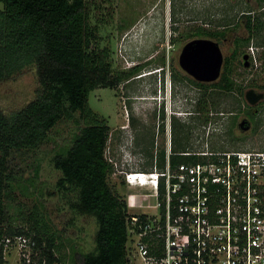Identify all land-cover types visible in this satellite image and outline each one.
<instances>
[{
    "label": "rangeland",
    "instance_id": "rangeland-1",
    "mask_svg": "<svg viewBox=\"0 0 264 264\" xmlns=\"http://www.w3.org/2000/svg\"><path fill=\"white\" fill-rule=\"evenodd\" d=\"M95 1L99 7L93 11L92 24L98 26V43L101 48L108 47L110 50L113 75H128L113 88H98L91 92L88 106L97 119L106 120L110 127L107 146L110 149L107 151L111 152V157L118 164H122L124 159L132 160V168L148 171L154 167L157 160L160 163L161 151L168 150V139L160 133L161 126L156 116L159 99L155 92L159 88V83L162 80V86L166 85L164 79L167 73L168 79L169 75L172 76L173 88L176 87L180 93H185L192 85L187 78L194 79L179 65L184 46L195 39L218 42L225 63L226 58L233 53L235 38L247 36L242 23L244 17L249 12L255 17H262L264 2ZM2 9L3 4L0 2V10ZM199 28L211 32L226 30L227 37L218 41L197 35L196 31ZM261 39L253 37L250 45L243 48L246 55L253 48L256 60L249 57L250 63L246 66L243 64L244 56L234 61L235 83L244 88L243 101L240 105L242 118L248 122L251 118L247 111L254 107L259 108V102L254 106L248 103L246 93L250 90L264 92V34ZM136 66L140 70L131 72ZM219 80L214 83H218ZM167 84L171 85V81ZM39 87L34 68L25 70L17 78L0 81V111L10 114L24 108L35 99ZM203 94L204 88L195 85L190 97L193 95L194 100L198 101ZM218 98L219 95L214 97L217 105L212 111H224L226 116L216 115L217 118L212 120V124L207 125L211 129L209 134L208 129L204 128L205 124L199 123L196 116L195 130L193 135L191 134L188 150L264 149V103H260V113L256 119L254 121L251 119L252 128L239 134L229 129L234 121L229 113L237 111L236 95L234 98ZM211 99L213 98L209 101L215 103ZM182 103H185V108L189 105L184 99H181L178 105L181 106ZM256 122L260 126L258 131H255ZM87 124L88 120L82 118L80 112L65 117L51 130L47 141L40 147L35 150L14 152L10 159V168L21 179V186L12 193V206L9 210L12 221L21 224L32 213L39 217L43 216L51 232L56 235L59 246L57 254L64 264H78L76 255L91 253L96 248L95 237L99 229L96 219L76 213L72 209L74 198L71 194L65 195L59 190L57 183L62 173L52 162L57 154L64 153L71 147L75 137ZM172 148L175 152L174 145ZM128 153L131 156L127 158ZM112 172L109 176L110 185L128 202L127 195L136 190H128L123 175L114 170ZM17 254V248L9 249L6 260L15 263L16 258L18 259Z\"/></svg>",
    "mask_w": 264,
    "mask_h": 264
},
{
    "label": "trees",
    "instance_id": "trees-1",
    "mask_svg": "<svg viewBox=\"0 0 264 264\" xmlns=\"http://www.w3.org/2000/svg\"><path fill=\"white\" fill-rule=\"evenodd\" d=\"M0 2L3 4L0 10V81L17 78L25 70L34 68L40 84L35 99L24 108L10 114L0 111V264H8L5 240L19 235L35 243L34 251L40 254L41 261L64 264L57 254L56 235L43 216L32 213L21 224L12 221L9 212L12 193L21 186V179L10 168V159L14 152L40 147L60 121L77 112L88 120V124L75 137L71 147L52 160L54 167L62 173L57 183L59 190L74 198L72 209L81 215L94 217L99 226L95 250L76 255V262L130 264L127 250L128 206L109 183L113 167L105 158L110 127L106 120L97 119L88 106L91 92L98 88H113L128 75H113L110 50L101 48L98 43V26L92 24V14L99 6L95 0ZM262 18L264 15L255 17L251 12L244 17L242 23L247 36L235 38L233 53L226 58L218 83L193 81L204 90L212 88L211 100L214 102V94L232 90H238L240 96H244V88L235 83L234 61L246 55L243 48L250 45L253 37L261 39L264 34ZM196 34L218 41L227 37L226 30L211 32L199 28ZM246 63L243 61L244 66ZM207 100L205 97L199 99V110H205ZM215 107L213 103L211 108ZM247 115L252 121L256 119L252 109L247 111ZM207 121L208 116L204 113L198 118L201 124ZM255 127L258 131L260 126L257 122ZM184 128L173 139L175 152H184L190 146L188 128ZM165 159L166 154L162 150L160 166L164 165ZM187 161L198 160L173 157L175 164Z\"/></svg>",
    "mask_w": 264,
    "mask_h": 264
},
{
    "label": "built area",
    "instance_id": "built-area-1",
    "mask_svg": "<svg viewBox=\"0 0 264 264\" xmlns=\"http://www.w3.org/2000/svg\"><path fill=\"white\" fill-rule=\"evenodd\" d=\"M248 54L257 59L253 48ZM166 137L164 165L157 160L148 171L105 152L126 188L136 190L126 201L129 263L264 264V149L173 152L170 128ZM174 156L198 161L175 164ZM5 245V256L9 249L18 253L8 264H47L24 235Z\"/></svg>",
    "mask_w": 264,
    "mask_h": 264
},
{
    "label": "flooded vegetation",
    "instance_id": "flooded-vegetation-1",
    "mask_svg": "<svg viewBox=\"0 0 264 264\" xmlns=\"http://www.w3.org/2000/svg\"><path fill=\"white\" fill-rule=\"evenodd\" d=\"M249 56V55H248ZM247 63H250V60L248 58ZM246 63V65H247ZM180 65V64H179ZM136 68H138V66L134 67L131 69L135 70ZM165 69V68H163ZM139 71L140 68L136 69V71ZM167 75V73H166ZM189 76V75H188ZM191 77V76H190ZM172 76L169 75V79L171 81V85H170V94H169V99L170 100H166L168 94H165V85L162 86L161 84L159 85V88L156 90L155 95L158 97L159 102H158V106L156 108L157 110V119H158V123L161 126L160 127V133L162 135H167V129L170 128L171 129V134H172V138L174 139L175 137H177L180 132H182L184 126H186L188 129V135L191 138L194 130H195V118L196 116H198L196 118V120L199 118V116H201L203 113L206 114V116H208V121L205 122L204 128H209V126L207 125H211L212 124V120L214 118H217L216 115L221 114L226 116V112L222 111V112H217V111H212L213 108L212 107V102L209 101L211 96L213 94H211V90L212 88H206V90H204V94L202 97L207 98V102H205L207 104V107L205 106V110H199L200 107V101H195L194 100V96L192 95V97H190V92L193 93L194 92V86L195 83L193 82L194 79L191 78H187L188 80H190L191 84L187 92L185 93H180L179 90L174 87L172 85V80H171ZM173 78H176V76H173ZM193 78V77H192ZM213 89H217V88H213ZM238 91V90H237ZM237 91H229L227 93H222L219 96L223 97V98H227V97H231L234 98L235 95L237 98H239V100L236 98V112H230L229 115L232 116L231 118H233L236 122L235 124L229 127V129L233 132H237L239 134H242L243 132H247L252 128V123H251V119L250 121H245L242 118V109H241V102L243 101V97L240 96V93ZM259 93H264V92H259ZM159 95V96H158ZM187 95V97H186ZM214 96H218L217 94H214ZM181 99H184L185 102H187L188 107L185 108V103H182L181 106L178 105L179 101ZM204 103V104H205ZM217 102H215L216 104ZM260 103H264V99L261 100V102H259L257 105L259 108H253L252 112L254 115H258L260 113ZM217 105V104H216ZM234 116V117H233ZM251 118V117H250ZM234 122V121H233ZM243 122H246L245 125H243ZM183 127V128H182ZM249 127V129H247ZM181 129V131H180ZM185 129V128H184ZM192 134V135H191Z\"/></svg>",
    "mask_w": 264,
    "mask_h": 264
},
{
    "label": "water",
    "instance_id": "water-1",
    "mask_svg": "<svg viewBox=\"0 0 264 264\" xmlns=\"http://www.w3.org/2000/svg\"><path fill=\"white\" fill-rule=\"evenodd\" d=\"M248 58V55L244 56L245 61ZM179 64L181 69L196 81L214 83L221 77L224 56L218 42L209 39H195L184 46ZM263 99L264 93H258L255 90L246 93V100L253 106ZM245 124L246 122H243V125Z\"/></svg>",
    "mask_w": 264,
    "mask_h": 264
},
{
    "label": "clouds",
    "instance_id": "clouds-1",
    "mask_svg": "<svg viewBox=\"0 0 264 264\" xmlns=\"http://www.w3.org/2000/svg\"><path fill=\"white\" fill-rule=\"evenodd\" d=\"M247 55H249V54H247ZM250 57V56H249ZM160 77H162V75H160ZM164 78H165V76H164ZM165 81H166V85H165V88H166V86H167V83L169 82L170 83V79H168V75H166V78L164 79ZM162 85V80L160 81V83H159V85ZM165 92H166V89H165ZM167 93V92H166ZM168 94V96H167V98H166V100L168 101V100H170L169 99V94L170 93H167Z\"/></svg>",
    "mask_w": 264,
    "mask_h": 264
}]
</instances>
